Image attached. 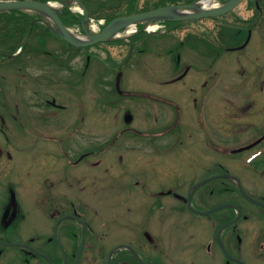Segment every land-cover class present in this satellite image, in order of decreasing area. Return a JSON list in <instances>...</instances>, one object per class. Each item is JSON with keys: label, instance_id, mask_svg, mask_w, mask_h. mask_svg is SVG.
I'll return each instance as SVG.
<instances>
[{"label": "flooded vegetation", "instance_id": "1", "mask_svg": "<svg viewBox=\"0 0 264 264\" xmlns=\"http://www.w3.org/2000/svg\"><path fill=\"white\" fill-rule=\"evenodd\" d=\"M147 1L163 6L192 0ZM251 9H257L264 21V0H255ZM40 17L35 13L32 20ZM200 21L192 28L190 24L178 28L185 31L181 45L201 61L208 49L215 58L231 52L235 65L222 62L225 54L219 60L220 70L232 71L231 75L220 70L210 74V67L218 64L213 59L209 67L202 63L198 69H205V75L187 80L198 66L187 64L185 74L175 76L180 59L187 56L168 45L159 56L170 52L173 66L156 83L143 81L124 92L116 88L119 100L132 101L127 109L134 117L106 145L98 130L101 104L114 100V88L102 103L94 95L91 106L83 100V84L66 88L65 98L51 94L45 57L34 62L41 65L37 73H24L21 65L32 64L34 57L23 62L22 52L15 55L17 46L7 44L3 51L0 45V264H33L35 258L41 264H264V192L257 185L264 188V51L253 50L264 45V36L254 35L264 24L248 30L241 44L247 57L243 61L233 51L240 46L227 47L224 39L210 43L212 47L200 41L191 48L186 38L195 30L205 39ZM175 22H164L169 34L181 24ZM35 35L41 39L39 32ZM124 44L131 47L132 41ZM90 51L87 61L79 52L70 55L72 64L65 72L76 82L96 74L92 57L101 60L108 53L101 45ZM250 68L252 73L246 71ZM93 84L91 88L98 86L97 81ZM180 90L187 92L183 100ZM135 95L152 107L158 104L156 115L144 112L154 117L152 126L141 125L145 122L139 121ZM70 101L76 113L64 104ZM182 105L190 110L185 122ZM60 110L65 112L59 114ZM91 111L94 133L85 125ZM192 144L203 153L197 159L188 156L187 165L194 168L180 178L156 174L144 178L139 171L112 175L135 164L127 151L158 154ZM30 149L43 155L33 173L34 187L23 169L24 154ZM195 162L202 164L199 172H194ZM107 199L117 200L121 208L108 206Z\"/></svg>", "mask_w": 264, "mask_h": 264}, {"label": "rangeland", "instance_id": "2", "mask_svg": "<svg viewBox=\"0 0 264 264\" xmlns=\"http://www.w3.org/2000/svg\"><path fill=\"white\" fill-rule=\"evenodd\" d=\"M54 1H58V0H54ZM99 2L100 1L97 2V0H87L85 1V4L89 8V10L93 9L91 12L92 14L93 13L97 14L96 11L98 10ZM146 2L147 0H141L139 2L140 5L138 4L136 7L134 6L135 7L134 9H141L142 6L146 5L145 4ZM119 3H120V0H117V2H110L108 4V7L117 6ZM221 3H219V0L213 1L214 5L221 4ZM251 7L255 9V0H245L243 3L239 5L237 9H235V12L228 14L227 17L219 18L218 20L220 21L217 20L218 22L215 19H208V18L201 20L199 23H200V26L204 27L203 31L205 33V39L199 38L198 34H196L197 30H195L194 35L187 36L186 40L189 41V43L191 44V48H193L194 46L199 44L200 41L202 42L205 41L208 47H212V44H215L216 40L219 41V40L224 39V41L228 43L227 47L233 46L234 44H236L237 46H240L238 49L233 50L234 52H236L234 54L235 56L237 54H240L242 57V60L247 61V57H243V54H242L243 50L241 49L242 47L241 44L246 40V37L249 32L248 30L251 27L253 28V31H255L256 28L261 27V25L264 24V21L261 20V18H263L261 13H259L257 9L252 10ZM131 8L132 6H126L123 8V11L128 12V10H131ZM145 8L150 9L151 7L147 5ZM254 13H255V16L254 17L251 16L249 19L248 17ZM20 16H22V14L18 13L17 11L16 12L13 11V13H3L2 15H0V40H2V42H0V45L2 46L3 51L7 49V44H11L12 46L16 47V46H20L23 43V40L25 38L24 36L27 33V29L29 26V20H25V19L22 20ZM101 16L108 17L109 15L102 13ZM257 17L259 18L258 20H260L259 22H257L256 20ZM225 18L226 19L228 18V19L224 20ZM188 24H190L189 28H192L191 27L192 23L189 22ZM255 24L258 25V27H255L254 29ZM196 26H198V24L194 25V27ZM180 27L181 26L177 25L175 26V28L172 29L174 34H165V35L154 34L148 37L149 41L146 42V49L141 53L139 52L135 53L133 55V59L128 61V64L125 67V71H124L125 75H123L124 77L123 78L124 80L123 89L125 88L127 90H131V89H134L135 87H139L140 84L143 83V81L146 79L147 80L145 81V83L146 82L156 83V78L164 76L166 73V70L169 71V69H171L173 66V64L169 63V57H171L170 52L165 51V53L162 54L161 56L158 57V55L162 51L166 50V48L170 44L175 45V47L181 49L182 51L180 52L184 56H187V59L185 57L184 59L183 58L180 59L181 60L180 63L176 66L177 69H176V74L174 73L175 76L183 73L187 67V64L198 65L196 69L189 71L187 80L196 79L197 76L199 77L200 75L207 74L205 69L203 70H198V69L200 68L202 63H207L205 65L209 67V64L213 61V59H218L217 60L218 64L215 63L213 67H210L209 72L210 74H213L216 71H219L221 67V65H219V60L223 57L224 54L228 56L227 58L223 59L222 62L224 64H228L229 66L230 65L233 66L236 64L235 58L233 57V55H230L231 52L228 53L224 51L223 53H221L222 56H219V58H215L214 57L215 54H213L211 50L208 49L207 56L203 59V61L195 58L194 56L189 55L188 52L190 51L189 50L186 51L187 46L183 47L180 42V40L184 36L183 33L185 32V31L181 32L178 29ZM42 28H45V27L43 25H35L33 29L34 34L29 39V43L26 47L25 53L22 55V58H23L22 61L25 62V60L28 58L29 55L34 57V60L31 62L32 64L27 65L26 67H25V64L21 65L23 67L22 72L37 73V71L40 70L41 65L40 64L35 65L34 62H36L38 58H40V56H43L45 57V60L48 62L47 70L51 73L50 79H49V83H50L49 86L51 88L50 90L51 94H57L65 98L66 93H64V91L66 88H69L71 85L85 84L86 91L84 93H86V95L83 100H85L86 103L88 104L90 103V106H91L92 99L94 95H97V94L100 97V103L103 102V99L104 101H106L105 98L108 95H110L107 91H110L111 93L113 92L111 88L115 83V77L117 73L116 69L112 68L110 70L108 67L109 65H112L111 64L112 61H115V62L117 60L120 61V60H123V58L127 56L129 49H130L128 44L125 45L123 42L122 43L116 42V43H111L108 45H101V49L107 50L108 53H107V56L103 57L101 60H99L96 57H92L91 66L95 68L96 74L82 76L81 82L80 80L76 82L74 81V77L72 73L68 74L65 72V69L69 68L68 66L69 61L68 62L66 60L62 61V59H60L61 55L69 54L70 49L72 48L71 45L64 40H61V38L56 37L53 33L45 29L41 30ZM256 31L254 32L255 37L258 39L259 37L262 36L263 38L264 36L263 27L257 29ZM36 32H39L42 35L40 40L37 39V36L35 35ZM17 33L18 35H16ZM14 35L15 37L12 39V36ZM42 40L45 41L44 46L41 45ZM143 40H145V38ZM42 48H44V50ZM253 50L254 52H262L264 51V45H262V47H259L258 45V47H254ZM177 52H179L178 49H177ZM79 54L82 56L83 59L86 60L87 53L85 52V50L84 51L82 50V52H80ZM62 62H63V65H61ZM159 62L162 64L161 68L158 67ZM66 64L67 66H65ZM252 68L246 71H249L250 73H252ZM12 70L13 69L10 68V71ZM10 71L8 75H11ZM220 71L225 72L226 75H229V74L231 75L232 73V71L229 72L224 68L221 69ZM94 80L99 82V85L90 88L92 84L95 83ZM217 81L218 80L214 82H217ZM2 82H5V81L2 80ZM105 83L107 84L105 86L107 87V91L102 87ZM179 93H180L179 97L181 100H183V97L187 96V92L185 90H180ZM64 104H66L67 108H71L73 106L72 111L73 113H76V109H74L76 105H74L72 101H70L69 103L66 102ZM131 104H132V101L127 99V97H124V99L122 98L121 100L115 101L114 103L113 102L108 103L107 105L104 103L101 104L100 128H98V130H100L102 135H104V139H103L104 145H106L107 143H110L113 138L114 133L117 132L118 129H120L123 125H125V122H124V116L126 113L125 110L128 106H131ZM215 104L216 102L214 99V101L212 102V106H214ZM157 107L158 105L155 104V107H153V109ZM149 109H152L151 105H147L142 101H136L135 110H137L140 113V114L138 113L140 117L139 121L145 122V124H141V125H145V127H147L148 125L152 126L154 123L153 121L154 117L148 118L144 114V112H146V110H149ZM181 109L183 110L181 112V120L182 122H185L186 121L185 119L187 118V115L190 112V110H188L184 105H182ZM53 110H56V109L53 108ZM61 112H65V111H62V110L58 111L59 114ZM90 114H91V117H90L91 120H87L85 123L86 131L89 133L90 132L94 133L95 126H96V124L94 123V119H93L94 114H92V111L90 112ZM138 115L135 121H133L132 123L135 126L137 125V123L135 122L138 119ZM149 115L150 116L156 115L155 111L152 110V112L149 113ZM67 123L71 124L70 122H67ZM16 133L17 135L21 134L19 130L16 131ZM121 143L126 144L125 139H122ZM202 153L203 152L200 150L199 146L196 144H192L191 146L183 145L179 149L170 148L167 152L165 153L159 152L158 154L149 153V152L148 153H143V152L136 153V152L127 151L128 159H133L135 164L133 165V167L128 168V170L117 169L116 171H112V175L117 177L126 172H131V171L138 172L139 171V175L144 178H147V175L149 174L160 175L161 178L163 177H166V178L179 177L180 178L182 177L184 173H188L194 168L193 165H187L188 156L193 155L197 159L200 155H202ZM42 156H43L42 153L39 154L38 152H34L33 149L26 150L24 154L25 167L23 169L27 171V174L25 176L27 177L29 181H31V187L32 186L34 187L36 184V181H34L33 173L37 171L36 168L39 167V164L37 163V161H41ZM239 158H241V156ZM201 167H202V164L197 166V163H196L194 172H199ZM257 185H258V189H261L262 192H264V188L259 184ZM106 203L108 206L110 204H113L114 209L119 210V208H121L120 204L117 203V200L114 201L113 199H107ZM30 227L32 228L33 225H30ZM38 262L39 261H37V258H35V260L33 261V264H38ZM39 263L41 264V262Z\"/></svg>", "mask_w": 264, "mask_h": 264}, {"label": "water", "instance_id": "3", "mask_svg": "<svg viewBox=\"0 0 264 264\" xmlns=\"http://www.w3.org/2000/svg\"><path fill=\"white\" fill-rule=\"evenodd\" d=\"M242 0H231L227 4L217 7L216 9H202L197 4L195 5H189L196 7L198 9V12L196 14H177L172 12V6H166L163 8L153 9V11H147L137 14H131V16H121V18H117L110 22L106 28L101 31L99 34H91L88 32L87 29L86 33L90 37L89 39L84 38H78L75 36L66 26L64 25L62 19L59 16V13L55 11L53 8L50 7L46 2L43 3L41 1H32V0H23V1H7L0 3V11L2 9H13V8H28V9H39L42 12L49 15L52 19H54V27H52V30L58 32L61 37H63L66 40H69L71 43H73L76 46H88L90 44L100 42V41H107L110 39L111 35L120 30L125 25L131 24L132 22L142 20L143 18H151L153 16H167V15H173L176 19H182L185 18H200V17H207V16H217L219 14L227 13L229 10L234 8L238 5ZM86 17V16H85ZM168 18H171L167 16ZM88 17H86L87 19ZM130 118L129 116L127 117Z\"/></svg>", "mask_w": 264, "mask_h": 264}, {"label": "trees", "instance_id": "4", "mask_svg": "<svg viewBox=\"0 0 264 264\" xmlns=\"http://www.w3.org/2000/svg\"><path fill=\"white\" fill-rule=\"evenodd\" d=\"M61 18H63L66 24H71L73 22L75 23L80 22V18H76L69 9L65 10L62 13Z\"/></svg>", "mask_w": 264, "mask_h": 264}, {"label": "bare ground", "instance_id": "5", "mask_svg": "<svg viewBox=\"0 0 264 264\" xmlns=\"http://www.w3.org/2000/svg\"><path fill=\"white\" fill-rule=\"evenodd\" d=\"M210 4H213L212 0H205L203 3H201V6L205 7V6H208ZM210 7H212V6H210ZM204 18H207V17H204Z\"/></svg>", "mask_w": 264, "mask_h": 264}]
</instances>
